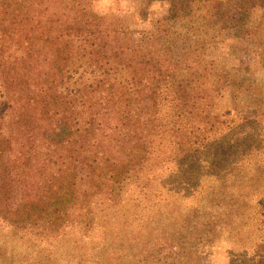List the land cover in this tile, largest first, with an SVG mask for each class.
Returning <instances> with one entry per match:
<instances>
[{
	"label": "trees",
	"instance_id": "16d2710c",
	"mask_svg": "<svg viewBox=\"0 0 264 264\" xmlns=\"http://www.w3.org/2000/svg\"><path fill=\"white\" fill-rule=\"evenodd\" d=\"M97 1L0 0V224L49 245L69 233L73 255L46 254L51 264H217L223 245L228 264H264L259 117L216 112L205 40L174 61L158 32H135ZM167 3L159 30L264 9ZM132 179L139 191L155 183L147 202L131 198Z\"/></svg>",
	"mask_w": 264,
	"mask_h": 264
},
{
	"label": "rangeland",
	"instance_id": "374dc122",
	"mask_svg": "<svg viewBox=\"0 0 264 264\" xmlns=\"http://www.w3.org/2000/svg\"><path fill=\"white\" fill-rule=\"evenodd\" d=\"M167 8V0H98L95 3L97 12L110 9L111 14L119 15L135 32H158L161 44L171 49L174 61H178L196 39L205 40L207 55L214 61L215 78L222 87L216 112L223 118L233 115L234 111L249 117L258 116L264 126V9L260 6L249 9L237 23L226 22L204 28L194 18L187 17L167 21L159 30L158 22L165 17ZM135 182V179L129 182L131 198L147 202L146 197L154 192L155 183H149L139 191ZM104 204L96 200L94 211L99 212ZM151 209L149 202L147 211L151 212ZM34 231L29 226L13 230L0 224V264H31L33 261L35 264H51L47 262L46 254L52 255L50 260L73 255V252L68 253L69 247L65 251L66 241L68 244L72 241L67 240L69 233L59 235L66 237L64 239L58 235L53 237L52 246L48 241L40 242L31 236ZM222 247L216 263L228 264L226 247ZM39 256L41 261L37 260Z\"/></svg>",
	"mask_w": 264,
	"mask_h": 264
}]
</instances>
